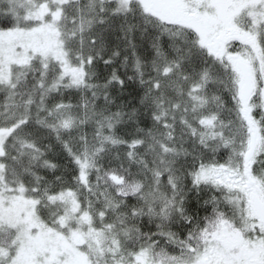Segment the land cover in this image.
Here are the masks:
<instances>
[{"label":"snow or ice","instance_id":"6c2138e0","mask_svg":"<svg viewBox=\"0 0 264 264\" xmlns=\"http://www.w3.org/2000/svg\"><path fill=\"white\" fill-rule=\"evenodd\" d=\"M0 264H264V0H0Z\"/></svg>","mask_w":264,"mask_h":264},{"label":"trees","instance_id":"16d2710c","mask_svg":"<svg viewBox=\"0 0 264 264\" xmlns=\"http://www.w3.org/2000/svg\"><path fill=\"white\" fill-rule=\"evenodd\" d=\"M121 73H123V69H121ZM129 74H131V69H129ZM113 94H114V95L116 94V91H115V90H114ZM98 103L102 104L103 101L101 100V101H99ZM89 130H90V129H89ZM120 132H121V134H123L124 130L121 129Z\"/></svg>","mask_w":264,"mask_h":264}]
</instances>
